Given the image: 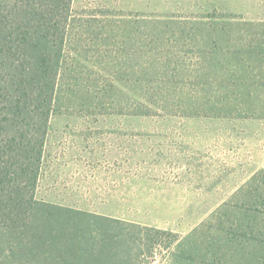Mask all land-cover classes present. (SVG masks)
<instances>
[{"label": "rangeland", "instance_id": "374dc122", "mask_svg": "<svg viewBox=\"0 0 264 264\" xmlns=\"http://www.w3.org/2000/svg\"><path fill=\"white\" fill-rule=\"evenodd\" d=\"M70 10L36 198L178 234L150 264H264V0Z\"/></svg>", "mask_w": 264, "mask_h": 264}, {"label": "trees", "instance_id": "16d2710c", "mask_svg": "<svg viewBox=\"0 0 264 264\" xmlns=\"http://www.w3.org/2000/svg\"><path fill=\"white\" fill-rule=\"evenodd\" d=\"M71 4L0 0V264H150L178 234L36 198L50 120L79 93Z\"/></svg>", "mask_w": 264, "mask_h": 264}]
</instances>
